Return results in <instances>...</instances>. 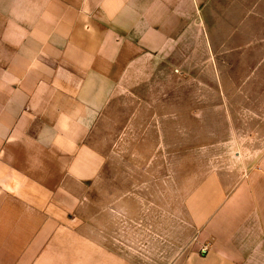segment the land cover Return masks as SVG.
<instances>
[{
  "label": "crops",
  "instance_id": "0c3cea01",
  "mask_svg": "<svg viewBox=\"0 0 264 264\" xmlns=\"http://www.w3.org/2000/svg\"><path fill=\"white\" fill-rule=\"evenodd\" d=\"M207 1L0 0V264H58L102 165L91 130L157 64L208 66ZM185 211L202 249L169 264H264V172Z\"/></svg>",
  "mask_w": 264,
  "mask_h": 264
},
{
  "label": "rangeland",
  "instance_id": "374dc122",
  "mask_svg": "<svg viewBox=\"0 0 264 264\" xmlns=\"http://www.w3.org/2000/svg\"><path fill=\"white\" fill-rule=\"evenodd\" d=\"M200 17L208 66L154 64L91 130L102 165L65 213L58 264H169L201 250L189 198L225 197L264 172V0H208Z\"/></svg>",
  "mask_w": 264,
  "mask_h": 264
}]
</instances>
